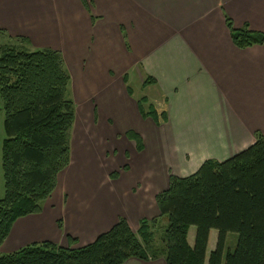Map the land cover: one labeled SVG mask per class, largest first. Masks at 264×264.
<instances>
[{
    "label": "crops",
    "instance_id": "1",
    "mask_svg": "<svg viewBox=\"0 0 264 264\" xmlns=\"http://www.w3.org/2000/svg\"><path fill=\"white\" fill-rule=\"evenodd\" d=\"M226 20L264 34V0H0V30L31 51L61 53L75 110L68 167L41 212L15 221L1 254L42 242L84 247L119 219L136 233L160 217L155 197L171 176L264 136V44L237 48ZM143 96L164 121L140 115ZM127 132L141 137V152ZM216 242L212 230L206 262Z\"/></svg>",
    "mask_w": 264,
    "mask_h": 264
},
{
    "label": "trees",
    "instance_id": "2",
    "mask_svg": "<svg viewBox=\"0 0 264 264\" xmlns=\"http://www.w3.org/2000/svg\"><path fill=\"white\" fill-rule=\"evenodd\" d=\"M226 25L237 48L264 44V34L247 26L235 29L229 20ZM0 36L7 40L0 45L1 247L16 220L41 212L58 175L68 167L75 110L68 98L70 78L60 52L31 51L25 38H12L2 30ZM146 104V98L138 101L144 119L155 123L166 119L164 112L158 114ZM126 136L136 143L138 152L143 150L138 134L127 132ZM155 201L160 217L167 218L165 254L151 250L157 220H142L134 233L119 219L87 246L31 244L1 255L0 264H124L132 258L149 261L162 256L166 264H222L223 260L224 264H264V136L256 135L253 145L223 162L206 161L191 176H171L167 190ZM190 227L196 229L193 247L187 242ZM212 230L217 232V242L206 262ZM228 234L238 235L233 253L224 251Z\"/></svg>",
    "mask_w": 264,
    "mask_h": 264
},
{
    "label": "rangeland",
    "instance_id": "3",
    "mask_svg": "<svg viewBox=\"0 0 264 264\" xmlns=\"http://www.w3.org/2000/svg\"><path fill=\"white\" fill-rule=\"evenodd\" d=\"M6 41H7L6 38L0 36V45H2ZM68 76L71 79L69 72H68ZM147 85H148V83L146 81V82H144L142 84V87L145 88V87H147ZM140 86H141V83H140V81L138 79L132 80L131 87H132V90H133V93H134L135 97H140L141 95L144 94L141 91ZM68 98H70V100L73 102V100H72L73 98L70 95V86H69ZM142 98H145V97L143 96ZM142 98H140V99H142ZM73 105H74V103H73ZM149 105H150V103L147 100V104H146L145 107H148ZM126 134L123 135V136L126 139H128ZM3 140H4V133H3V109H2V101H1V98H0V199L3 197V184H4L2 167H1V149H2ZM128 140H130V139H128ZM116 141L119 142V139L116 140ZM130 141H132V140H130ZM132 142L135 144V147H136V143L134 141H132ZM136 150H137V148H136ZM166 228H167V218L165 216H162V217L158 218V220L156 221L155 225H153V227H152L153 239H152V241L150 243L151 244V248H152L151 250H153V251L155 250L158 253H161V252H163L164 254L166 253L165 252V245H164V241H163L164 240V236H165ZM189 229L191 231H193V232L196 231L195 227H190ZM187 235H188V233H187ZM237 243H238V235L237 234H228L227 237H226V241H225V248H224L225 253H227V252L233 253L235 251V249H236ZM1 255H4V254L0 253V256ZM222 264H224V260H223Z\"/></svg>",
    "mask_w": 264,
    "mask_h": 264
}]
</instances>
